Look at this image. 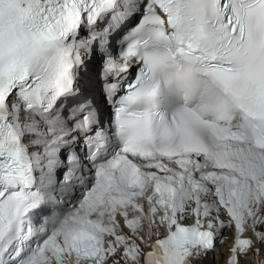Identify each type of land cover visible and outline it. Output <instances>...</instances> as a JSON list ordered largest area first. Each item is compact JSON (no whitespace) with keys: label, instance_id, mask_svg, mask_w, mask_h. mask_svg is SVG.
Returning <instances> with one entry per match:
<instances>
[{"label":"snow or ice","instance_id":"6c2138e0","mask_svg":"<svg viewBox=\"0 0 264 264\" xmlns=\"http://www.w3.org/2000/svg\"><path fill=\"white\" fill-rule=\"evenodd\" d=\"M225 244L264 264V0H0V264Z\"/></svg>","mask_w":264,"mask_h":264},{"label":"bare ground","instance_id":"6f19581e","mask_svg":"<svg viewBox=\"0 0 264 264\" xmlns=\"http://www.w3.org/2000/svg\"><path fill=\"white\" fill-rule=\"evenodd\" d=\"M216 254H217V260H219V263L223 264L224 259L228 253L226 255H224L223 252H221V250H220L219 252H217L215 254H210L208 260L206 261L207 264H213L212 257L215 256Z\"/></svg>","mask_w":264,"mask_h":264},{"label":"rangeland","instance_id":"374dc122","mask_svg":"<svg viewBox=\"0 0 264 264\" xmlns=\"http://www.w3.org/2000/svg\"><path fill=\"white\" fill-rule=\"evenodd\" d=\"M220 250H221V252L225 253V247L224 246H220ZM215 263L216 264H221V263H219V260H216Z\"/></svg>","mask_w":264,"mask_h":264}]
</instances>
